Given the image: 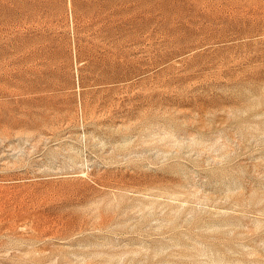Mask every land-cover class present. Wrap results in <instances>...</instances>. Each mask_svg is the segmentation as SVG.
<instances>
[{
  "label": "rangeland",
  "instance_id": "rangeland-1",
  "mask_svg": "<svg viewBox=\"0 0 264 264\" xmlns=\"http://www.w3.org/2000/svg\"><path fill=\"white\" fill-rule=\"evenodd\" d=\"M0 264H264V0H0Z\"/></svg>",
  "mask_w": 264,
  "mask_h": 264
}]
</instances>
